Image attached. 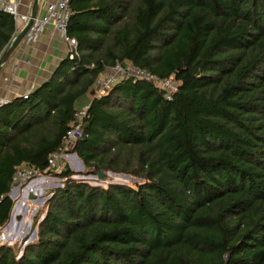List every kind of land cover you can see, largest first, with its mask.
Instances as JSON below:
<instances>
[{
  "label": "trees",
  "instance_id": "obj_1",
  "mask_svg": "<svg viewBox=\"0 0 264 264\" xmlns=\"http://www.w3.org/2000/svg\"><path fill=\"white\" fill-rule=\"evenodd\" d=\"M70 4L78 56L0 105L2 230L19 167L62 180L34 216L37 238L0 243V264H264V0ZM15 32L0 8V54ZM118 62L178 89L169 99L151 81L122 77L95 96ZM84 103L89 116L69 151L87 171L48 168Z\"/></svg>",
  "mask_w": 264,
  "mask_h": 264
},
{
  "label": "built area",
  "instance_id": "obj_2",
  "mask_svg": "<svg viewBox=\"0 0 264 264\" xmlns=\"http://www.w3.org/2000/svg\"><path fill=\"white\" fill-rule=\"evenodd\" d=\"M0 8L14 16L16 33H18L30 19V13H23L20 10V0H0ZM43 8L44 12L42 14H37L23 40L27 43L36 42L47 26L51 25L62 34L68 47V56L71 59H74L78 56V40L76 37L71 36L68 32L69 21L74 13L70 0L48 1L44 4ZM122 77H134L137 79L151 81L158 87L164 89L169 99L179 86L178 81L172 78H161L147 69L139 67L133 63L123 64L118 62L105 74L98 77L96 80L95 96L110 90L112 85ZM23 96L27 98L28 93H25ZM5 102L6 100H1L0 105ZM89 108L90 104L84 103L75 109L73 115L74 123L65 135L63 146L58 151L50 154L48 168L55 169L62 167L63 164L61 161L63 158L66 159L68 156L69 148H73L77 139L83 135V123L89 116ZM38 174H41L40 171L34 168L19 167L13 177V185L10 191V196L12 198H14L15 195L17 196L20 193V189L23 184L33 180ZM1 231L2 226L0 224V232Z\"/></svg>",
  "mask_w": 264,
  "mask_h": 264
},
{
  "label": "crops",
  "instance_id": "obj_3",
  "mask_svg": "<svg viewBox=\"0 0 264 264\" xmlns=\"http://www.w3.org/2000/svg\"><path fill=\"white\" fill-rule=\"evenodd\" d=\"M48 1L52 0L39 1L38 13L44 12V4ZM33 4L34 0H20V10L30 13ZM67 55L68 47L62 34L51 25L47 26L36 42L27 43L23 40L0 74V101H10L33 91L51 77ZM25 209V206H15L12 217L19 220Z\"/></svg>",
  "mask_w": 264,
  "mask_h": 264
},
{
  "label": "rangeland",
  "instance_id": "obj_4",
  "mask_svg": "<svg viewBox=\"0 0 264 264\" xmlns=\"http://www.w3.org/2000/svg\"><path fill=\"white\" fill-rule=\"evenodd\" d=\"M71 148H69L70 150ZM68 156L66 159L63 158L62 167L58 170H61L63 166L68 163L70 168L77 172H85L87 171L85 164L78 157L75 156L73 152H68ZM114 179L121 181H131L132 179L128 176L124 175H113ZM76 178H86L90 180L92 183L106 184L109 181H99L98 177L93 174H77ZM62 180L54 174H38L33 180H30L23 184L20 189V193L15 197V206L23 207L25 206V211L22 212L21 218L18 220L15 217L11 218V222L5 230L1 231L0 234V243H19L22 239L29 235V240H34L37 238L38 229H34V216L40 210H43L40 219H42L45 215L46 209L45 204L47 199L50 197V193L48 192L50 188L60 186ZM25 190V191H24ZM24 191V192H23ZM32 195V196H31Z\"/></svg>",
  "mask_w": 264,
  "mask_h": 264
},
{
  "label": "water",
  "instance_id": "obj_5",
  "mask_svg": "<svg viewBox=\"0 0 264 264\" xmlns=\"http://www.w3.org/2000/svg\"><path fill=\"white\" fill-rule=\"evenodd\" d=\"M39 1L40 0H34V4L32 7V10L30 12V19L28 22L24 25V27L14 36L10 44L3 50V52L0 54V74L3 70L4 65L8 62L10 56L14 52V50L21 44V42L24 39V36L29 29V27L32 25L34 18L38 14L39 9ZM75 156L77 154L74 153ZM100 178L103 177V173H100Z\"/></svg>",
  "mask_w": 264,
  "mask_h": 264
}]
</instances>
